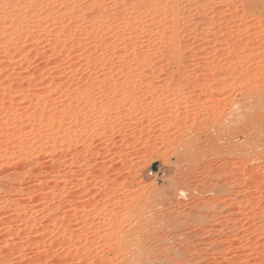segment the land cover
Returning <instances> with one entry per match:
<instances>
[{
    "label": "rangeland",
    "instance_id": "1",
    "mask_svg": "<svg viewBox=\"0 0 264 264\" xmlns=\"http://www.w3.org/2000/svg\"><path fill=\"white\" fill-rule=\"evenodd\" d=\"M130 260L264 264V0H0V264Z\"/></svg>",
    "mask_w": 264,
    "mask_h": 264
},
{
    "label": "bare ground",
    "instance_id": "2",
    "mask_svg": "<svg viewBox=\"0 0 264 264\" xmlns=\"http://www.w3.org/2000/svg\"><path fill=\"white\" fill-rule=\"evenodd\" d=\"M244 125H245V123H244ZM238 128H240V127H238ZM241 128H242V127H241ZM241 128H240V129H241ZM230 130H231V129H230ZM230 130H229V132H230ZM233 130H234V128H233ZM238 130H239V129H238ZM238 130H236V131H238ZM241 130H242V129H241ZM236 131H234V132H236ZM227 132H228V131H227ZM238 132H239V131H238ZM232 134H233V132H232ZM235 135H236V134H235ZM226 137H230V136H226ZM232 137H233V135H232ZM230 138H231V137H230ZM230 138H229V139H230ZM234 138H235V137H234ZM232 139H233V138H232ZM227 140H228V139H227ZM229 145H230V144H229ZM137 229H138V228H137ZM137 229H136V230H137ZM141 231H142V230H141ZM137 232H138V230H137ZM137 232H136V233H137ZM139 233H140V232H139ZM139 233H138V234H139ZM151 236H152V235H151ZM151 236H150V237H151ZM153 238H154V237H153ZM156 243H157V241H156ZM148 244H149V243H148ZM155 245H157V244H155ZM152 246H153V245H152ZM152 246H151V247H152ZM149 247H150V246H149ZM149 247H148V248H149ZM154 247H155V246H154ZM156 247H157V246H156ZM145 248H146V247H145ZM143 250H145V249H143ZM146 251H147V250H146ZM154 251H155V250H154ZM147 252H148V251H147ZM151 252H152V251H151ZM142 253H144V252H142ZM156 253H159V252H156ZM145 255H146V254H145ZM148 255H149V254H148ZM153 255H156V254L154 253ZM159 255H160V254H159ZM159 255H158V256H159ZM150 256H151V255H150ZM156 257H157V255H156ZM162 257H163V256H162ZM147 258H148V257H147ZM152 258H153V257H152ZM154 258H155V257H154ZM144 259H145V258H144ZM156 259H157V258H156ZM167 260H168V259H167ZM150 261H151V260H150ZM155 261H156V260H155ZM127 262H128V261H126V263H127ZM130 262H132V261L130 260V261H129V264H130ZM156 262H157V261H156ZM133 263H134V262H133ZM131 264H132V263H131ZM152 264H153V263H152Z\"/></svg>",
    "mask_w": 264,
    "mask_h": 264
}]
</instances>
